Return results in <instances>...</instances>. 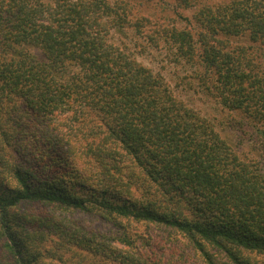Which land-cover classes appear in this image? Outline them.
Masks as SVG:
<instances>
[{
	"label": "trees",
	"instance_id": "trees-1",
	"mask_svg": "<svg viewBox=\"0 0 264 264\" xmlns=\"http://www.w3.org/2000/svg\"><path fill=\"white\" fill-rule=\"evenodd\" d=\"M72 247L264 264V0H0V264H73Z\"/></svg>",
	"mask_w": 264,
	"mask_h": 264
},
{
	"label": "rangeland",
	"instance_id": "rangeland-1",
	"mask_svg": "<svg viewBox=\"0 0 264 264\" xmlns=\"http://www.w3.org/2000/svg\"><path fill=\"white\" fill-rule=\"evenodd\" d=\"M156 1V0H153ZM170 2V0H167V2ZM152 2V1H151ZM160 5L163 7L161 9H158L159 12H161V14H170L172 13L170 10L173 8L172 5H168L164 4L163 2H160ZM175 11L177 12V14H182L188 17L192 16L191 11H185L180 9L178 6H174ZM155 7L150 6L148 9V12H150L151 14H153L152 12L155 11ZM129 37L130 34L127 33ZM151 56H142L139 57V60L146 65H151ZM152 66H156L153 65ZM169 80H172L171 77H168ZM172 85H174L173 80L170 81ZM173 89H175L174 86H172ZM179 91V90H178ZM178 96L180 98H182L184 101H186L191 107L202 111L204 114L207 112H211L212 114H215V117L217 119H219L220 115H218V113L216 112V110H214V107H212V104L210 102H206L204 101L202 98H200L199 96H197L196 94H191L189 93L188 95L180 93L178 94ZM234 141L236 140V137L234 138ZM18 212H21L20 214H26L28 215L29 213L33 214V213H44V214H49V215H53L55 216L57 219H59L60 221H62L64 223V225L69 229V228H82L84 231L89 232L91 236V233H99V234H104L106 236H111L110 232H111V227L113 226V224L109 223V222H103L101 220H98V217L93 216L91 214H87V213H79V212H68V213H60L57 212L56 210H54V208H51L49 206H43V205H35V204H27L24 207L20 208ZM127 232H136L138 234H142V232H150L151 230H148L147 228H145L144 226H133V225H127L126 227ZM153 233V231H151ZM157 231H155L154 233H156ZM164 236H167L166 233H164ZM95 239V238H94ZM118 246V245H117ZM119 248L121 246H118ZM73 254L75 256L73 264H103L101 256H93L90 255L89 252H87L85 249H82L80 247H72ZM50 254V253H49ZM48 257H51L52 254L49 255ZM93 261V263H91V261ZM175 262H179V260L175 259ZM51 264H57L56 259H52V263Z\"/></svg>",
	"mask_w": 264,
	"mask_h": 264
}]
</instances>
